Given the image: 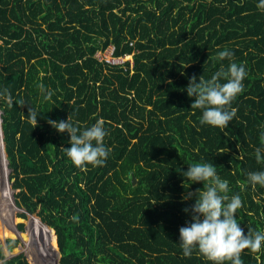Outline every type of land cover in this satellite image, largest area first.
<instances>
[{
    "label": "trees",
    "instance_id": "trees-1",
    "mask_svg": "<svg viewBox=\"0 0 264 264\" xmlns=\"http://www.w3.org/2000/svg\"><path fill=\"white\" fill-rule=\"evenodd\" d=\"M109 46L133 62L95 58ZM225 48L247 75L235 117L219 128L200 123L183 89L192 75L226 67L216 55ZM41 84L53 91L48 100ZM0 88L13 98L0 101V240L21 238L28 251L5 260L0 250L2 264H212L178 245L191 201L177 168L201 160L240 195L245 231L264 230V186L246 175L264 169L254 152L264 130L257 0H0ZM17 99L42 112L37 127ZM69 114L81 127L102 118L111 148L103 165L68 158L67 133L46 118ZM240 258L264 264V246Z\"/></svg>",
    "mask_w": 264,
    "mask_h": 264
},
{
    "label": "clouds",
    "instance_id": "clouds-1",
    "mask_svg": "<svg viewBox=\"0 0 264 264\" xmlns=\"http://www.w3.org/2000/svg\"><path fill=\"white\" fill-rule=\"evenodd\" d=\"M257 8L264 9V0H257ZM216 55L220 61L227 58V66L221 63L208 79L203 75H192L183 91L189 98H194L191 109H200L201 124L225 128L236 115V109L231 107V103L243 90L247 72L243 63L238 64L232 60L233 53L227 48L218 51ZM39 87L45 100L53 95V91L43 84ZM12 100L8 89L0 88V101L11 103ZM15 103L27 106L26 117L37 127L42 112L23 99H17ZM46 122L58 133H67L70 146L63 150L75 165L83 167L104 164L111 148L105 143L107 130L102 118H97L86 127L79 126V122L74 121L70 114L67 119L46 118ZM259 138L260 145L254 149L258 163L264 161V130L260 132ZM187 165L186 170L177 168L183 178L184 188L186 183L189 185L182 200L191 201L183 209L190 219L178 230V245L182 255L190 257L195 251L212 264H225L226 261L242 264L240 254L243 250L254 252L264 246V230L245 231L238 222L237 209L242 206L241 197L238 193L229 194V182L221 178L213 162L201 160ZM246 175L253 188L256 185L264 186V169L250 171ZM196 183H201L203 187L193 193L189 189Z\"/></svg>",
    "mask_w": 264,
    "mask_h": 264
},
{
    "label": "rangeland",
    "instance_id": "rangeland-1",
    "mask_svg": "<svg viewBox=\"0 0 264 264\" xmlns=\"http://www.w3.org/2000/svg\"><path fill=\"white\" fill-rule=\"evenodd\" d=\"M122 59H123V62H125V61H132V62H133V58H132V56H129V58H127V57L125 56V57H123ZM17 214H18V213H17ZM17 214H16V215H17ZM30 220H31V217H29V220H28V221H30ZM19 222H20V221H18L17 224H18ZM17 224H16V225H17ZM29 226H30L29 223H28V224L25 223V231H24V232H27ZM7 239H8V240H9V239H18L20 243H19L18 247L15 248V249H14L12 252H10V253H8V252L2 250V251H3V254H4V257H5V260H8L9 257H10L11 255L26 254V253L28 252L27 249H26L27 247H26L25 243L22 241L21 238H10V237H7ZM7 239H6V240H7ZM2 262H3V261H1L0 264H2Z\"/></svg>",
    "mask_w": 264,
    "mask_h": 264
},
{
    "label": "built area",
    "instance_id": "built-area-1",
    "mask_svg": "<svg viewBox=\"0 0 264 264\" xmlns=\"http://www.w3.org/2000/svg\"><path fill=\"white\" fill-rule=\"evenodd\" d=\"M114 50L115 48L113 46H109L105 51H98L95 54V58H97L99 61H105L112 65L123 64V57H115Z\"/></svg>",
    "mask_w": 264,
    "mask_h": 264
},
{
    "label": "water",
    "instance_id": "water-1",
    "mask_svg": "<svg viewBox=\"0 0 264 264\" xmlns=\"http://www.w3.org/2000/svg\"><path fill=\"white\" fill-rule=\"evenodd\" d=\"M0 125H1V122H0ZM1 130H2V126H1ZM2 135H3V131H2ZM4 147H5V144H4ZM5 153H6V151H5ZM6 159H7V154H6ZM133 184H134V185L136 184V179H135V178H133ZM13 200H15L14 195H13ZM14 202H15V201H14ZM6 239H7V238H6ZM6 239L3 240V241L0 240V250H4V251L10 253V251H8V249H7V247H6ZM14 256H16V255H11V256L9 257V259L12 258V257H14Z\"/></svg>",
    "mask_w": 264,
    "mask_h": 264
},
{
    "label": "bare ground",
    "instance_id": "bare-ground-1",
    "mask_svg": "<svg viewBox=\"0 0 264 264\" xmlns=\"http://www.w3.org/2000/svg\"><path fill=\"white\" fill-rule=\"evenodd\" d=\"M127 58H129V56H126Z\"/></svg>",
    "mask_w": 264,
    "mask_h": 264
},
{
    "label": "crops",
    "instance_id": "crops-1",
    "mask_svg": "<svg viewBox=\"0 0 264 264\" xmlns=\"http://www.w3.org/2000/svg\"><path fill=\"white\" fill-rule=\"evenodd\" d=\"M11 259V258H10Z\"/></svg>",
    "mask_w": 264,
    "mask_h": 264
}]
</instances>
